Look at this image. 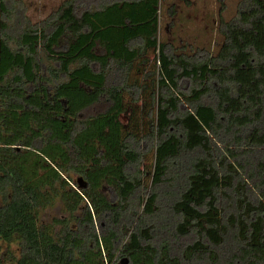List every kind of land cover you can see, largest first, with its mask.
<instances>
[{
    "label": "trees",
    "instance_id": "1",
    "mask_svg": "<svg viewBox=\"0 0 264 264\" xmlns=\"http://www.w3.org/2000/svg\"><path fill=\"white\" fill-rule=\"evenodd\" d=\"M10 1L0 264H264V0L243 2L218 54L193 63L160 43L161 0H65L20 29ZM57 203L67 216L42 222Z\"/></svg>",
    "mask_w": 264,
    "mask_h": 264
},
{
    "label": "rangeland",
    "instance_id": "2",
    "mask_svg": "<svg viewBox=\"0 0 264 264\" xmlns=\"http://www.w3.org/2000/svg\"><path fill=\"white\" fill-rule=\"evenodd\" d=\"M64 1L12 0L9 2V8L14 11V22L9 25L12 27L16 25L20 29L24 28L28 22L33 25L40 24ZM114 1L116 0H86L79 1V4L83 10H95ZM245 1L247 0H161L159 41L168 46L169 56L182 57L192 63L205 61L210 56L215 57L224 42V24L234 20L239 6ZM180 85L181 91L188 93L194 83L184 78L180 81ZM121 120L126 123L128 114L122 115ZM148 168L149 166H147V170ZM71 178L73 184L78 185L80 178L73 174H71ZM103 192L108 198H113L109 188H103ZM66 216L62 211L61 203H57L54 208L47 209L42 213L41 220L44 223H49L55 218ZM99 228L102 232L104 226ZM18 249L15 243L10 245L2 243L1 255L4 261L8 262L19 258ZM124 264H129V262L126 261Z\"/></svg>",
    "mask_w": 264,
    "mask_h": 264
},
{
    "label": "water",
    "instance_id": "3",
    "mask_svg": "<svg viewBox=\"0 0 264 264\" xmlns=\"http://www.w3.org/2000/svg\"><path fill=\"white\" fill-rule=\"evenodd\" d=\"M78 184H79L80 187H85V185L83 184V180L82 179H79Z\"/></svg>",
    "mask_w": 264,
    "mask_h": 264
},
{
    "label": "flooded vegetation",
    "instance_id": "4",
    "mask_svg": "<svg viewBox=\"0 0 264 264\" xmlns=\"http://www.w3.org/2000/svg\"><path fill=\"white\" fill-rule=\"evenodd\" d=\"M2 258H3V256H2Z\"/></svg>",
    "mask_w": 264,
    "mask_h": 264
}]
</instances>
